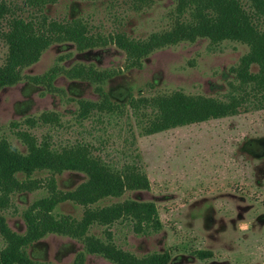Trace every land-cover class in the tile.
Segmentation results:
<instances>
[{
    "label": "rangeland",
    "instance_id": "374dc122",
    "mask_svg": "<svg viewBox=\"0 0 264 264\" xmlns=\"http://www.w3.org/2000/svg\"><path fill=\"white\" fill-rule=\"evenodd\" d=\"M17 2V15H30L24 0ZM42 11L88 22L107 46L52 44L22 75L78 64L113 71L103 89L125 113L79 121L78 101L99 100L93 84L60 73L52 88L23 79L0 90V140L24 152L15 135L23 129L48 136L55 149L90 143L115 167L138 163L149 190L100 205L153 202L160 232L136 234L126 224L89 230L101 239L110 231L116 246L136 257L167 251L169 264H264V0H48ZM6 54L0 40V67ZM42 113H56L59 125H27ZM55 178L63 191L86 180L77 172ZM46 195V187L13 195L2 212L8 228L23 234L22 212ZM55 213L80 219L83 208L66 202ZM4 245L0 236V250ZM202 250L212 256L197 260L193 253ZM26 252L34 262L76 264L84 245L48 234ZM82 264L113 263L84 254Z\"/></svg>",
    "mask_w": 264,
    "mask_h": 264
},
{
    "label": "trees",
    "instance_id": "16d2710c",
    "mask_svg": "<svg viewBox=\"0 0 264 264\" xmlns=\"http://www.w3.org/2000/svg\"><path fill=\"white\" fill-rule=\"evenodd\" d=\"M47 2L24 0L23 6L30 9L31 13L21 17L17 15L18 10H21L17 0H0V40L7 47L4 64L0 67V90L14 86L23 79L51 87V82L60 73L69 79L93 84L99 96L96 102L78 101L76 118L79 121H85L93 115L123 117L125 105L112 101L103 89L106 81L114 75L113 71L78 64L69 70L53 68L42 76L22 75L23 70L38 62L52 44L72 43L78 51L107 46V39L101 29L92 27L86 21H58L48 17L42 11ZM26 122L31 128L37 124L58 126L59 117L56 113H42L38 118ZM15 135L25 146L24 152L7 140H0V236L5 244L0 250V264H44L30 260L26 249L48 234L67 236L83 243L84 252L76 257V264H82L84 254L101 256L113 264L170 263L171 256L167 251L139 258L116 246L108 230L104 239L89 234L92 226L110 228L117 224L129 225L136 234L160 232L161 223L153 202L125 200L100 205L105 200L119 199L129 191L149 190L148 178L138 163H123L115 167L95 154L98 148L82 141L55 149L48 136L39 139L23 129ZM39 172L48 173L44 182L33 179V175ZM64 172L81 173L86 180L73 190H60L55 177ZM44 187L47 195L34 201L21 214L24 233L20 235L11 231L2 214L10 207L11 197ZM66 202L83 208L80 219L55 213L57 206ZM193 254L197 260L212 256L210 251L203 250Z\"/></svg>",
    "mask_w": 264,
    "mask_h": 264
}]
</instances>
